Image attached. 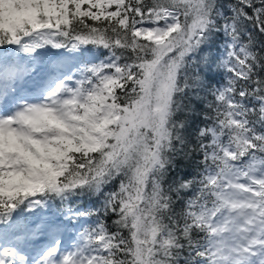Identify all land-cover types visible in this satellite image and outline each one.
<instances>
[{"label": "snow or ice", "instance_id": "6c2138e0", "mask_svg": "<svg viewBox=\"0 0 264 264\" xmlns=\"http://www.w3.org/2000/svg\"><path fill=\"white\" fill-rule=\"evenodd\" d=\"M0 264H264V0H0Z\"/></svg>", "mask_w": 264, "mask_h": 264}, {"label": "rangeland", "instance_id": "374dc122", "mask_svg": "<svg viewBox=\"0 0 264 264\" xmlns=\"http://www.w3.org/2000/svg\"><path fill=\"white\" fill-rule=\"evenodd\" d=\"M90 47L91 46H87ZM51 51L56 52L59 50L52 49ZM99 55L102 57L104 55H107V53L104 50H101ZM53 65L49 64V68H52ZM42 73L41 76H44ZM39 79V78H38ZM32 81H29V84L31 85ZM108 191V190H106ZM80 205H84L82 203H79L76 207H80ZM80 210H84L81 208ZM30 222L40 223L41 221H63L64 223L60 226L61 232L64 233L63 235V241L65 247L71 246L73 239L75 238L76 234L80 231L81 226L85 224H90L92 222V219L88 218H81L79 221H66L65 216L61 214V210L56 207L53 202H50V207L47 209H41L39 210L35 215L28 216L27 217ZM21 220H23V217H21ZM37 243L35 245H32L33 247L36 246H43L47 243V236L46 234H40L33 238ZM66 241V242H65Z\"/></svg>", "mask_w": 264, "mask_h": 264}, {"label": "trees", "instance_id": "16d2710c", "mask_svg": "<svg viewBox=\"0 0 264 264\" xmlns=\"http://www.w3.org/2000/svg\"><path fill=\"white\" fill-rule=\"evenodd\" d=\"M223 2L227 3L228 0H223ZM90 22V21H89ZM217 71L220 72L221 74V78L224 76V71L223 69H217ZM222 82V80H221ZM215 83V81L213 82ZM212 100V96L211 95H208L207 97V101H211ZM207 101L205 102H202L201 104L198 105V108L202 109V111L200 112V115H199V120L200 121H203L204 120V116H205V112L203 111V109H205V105L207 103ZM207 115L208 116H212L214 115V113L211 112V110H207ZM207 123L211 124L212 123V120L209 119L207 120ZM200 126H203V124L201 123ZM200 159H202V156L200 154H197L195 156V160L196 161H199ZM119 183V181H117V184ZM105 190H110V189H105ZM96 201V197L93 196L91 198H88V197H73L72 198V203H73V206L76 207L79 203H82L84 204L86 207L88 208H91L93 206V203ZM53 204L58 207L60 210H61V204H60V201L57 199V200H54L52 201ZM94 218V217H93ZM101 218H104V217H101ZM115 219V216H112L110 215L109 217L106 218V222L111 225L112 224V221ZM112 230H115L114 227Z\"/></svg>", "mask_w": 264, "mask_h": 264}, {"label": "bare ground", "instance_id": "6f19581e", "mask_svg": "<svg viewBox=\"0 0 264 264\" xmlns=\"http://www.w3.org/2000/svg\"><path fill=\"white\" fill-rule=\"evenodd\" d=\"M44 75H46V74H44ZM35 222V221H34ZM66 242V241H65Z\"/></svg>", "mask_w": 264, "mask_h": 264}]
</instances>
